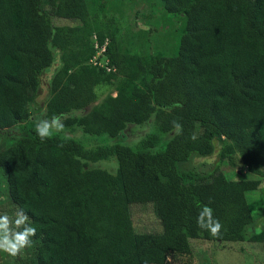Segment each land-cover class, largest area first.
I'll return each mask as SVG.
<instances>
[{"label":"trees","instance_id":"obj_1","mask_svg":"<svg viewBox=\"0 0 264 264\" xmlns=\"http://www.w3.org/2000/svg\"><path fill=\"white\" fill-rule=\"evenodd\" d=\"M159 1L186 16L175 57L133 52L113 23L97 31L86 0H0V130L21 133L0 166L37 229L31 264H191L177 257L192 240L264 246L247 199L261 181L194 165L217 154L236 168L239 154H264V0ZM95 33L109 37L116 72L89 65ZM54 63L40 119L60 116L65 127L42 142L34 105ZM141 126L149 131L135 146L120 143ZM100 136L109 143H94ZM114 158L116 172L97 166ZM136 204L152 205L161 231H135ZM205 205L224 225L217 238L196 224Z\"/></svg>","mask_w":264,"mask_h":264},{"label":"rangeland","instance_id":"obj_2","mask_svg":"<svg viewBox=\"0 0 264 264\" xmlns=\"http://www.w3.org/2000/svg\"><path fill=\"white\" fill-rule=\"evenodd\" d=\"M89 12L92 17L97 18L94 28L97 31L102 29L105 23H113L109 29L116 28L126 44L130 42L131 50L135 53H142L149 48L154 52L162 53L166 57H175L178 54V47L181 37L186 31L187 20L184 14L168 13L159 0H86ZM57 25L71 24L77 22L55 20ZM97 34V33H95ZM94 34V36H95ZM137 36V37H136ZM133 37H136L133 39ZM94 38V37H93ZM92 38V39H93ZM109 38V37H108ZM127 40V42H126ZM135 44L132 43V41ZM94 41V40H93ZM127 46V45H126ZM54 63L42 80V93L38 96L34 105L33 115L36 120L43 117L45 100L49 93L48 82L55 73ZM109 93L107 88L99 90L100 100H103ZM116 96V93H113ZM143 135L131 139L123 138L120 143L135 146L144 137L149 128L139 127ZM21 133L18 129H11L9 132L0 130V150L14 144ZM137 134H141L138 132ZM81 133L77 134L80 137ZM110 139L107 136L98 137L94 143L106 144ZM161 149V148H159ZM238 166L231 167L226 160H220L218 155L211 158H199L194 165L198 171L206 172L211 166L218 168L225 173L229 180H260L261 186L255 191L247 193V199L253 215L263 222L264 220V175L261 176L252 172L248 164L253 163L256 168L264 173V154L251 151L238 155ZM100 168L110 172H116L117 160L99 163ZM18 207L12 202L7 186V171L0 166V214L7 213L14 216ZM134 229L139 233H156L161 231V223L155 216L152 205H132L130 207ZM261 228V227H260ZM192 253L186 256L177 257L180 263L191 264H264V246L251 242H208L205 240H192ZM35 255V249H26L20 257H10L0 252V264H31ZM170 261L175 258L170 256Z\"/></svg>","mask_w":264,"mask_h":264},{"label":"clouds","instance_id":"obj_3","mask_svg":"<svg viewBox=\"0 0 264 264\" xmlns=\"http://www.w3.org/2000/svg\"><path fill=\"white\" fill-rule=\"evenodd\" d=\"M172 123L176 133L180 134L182 125L177 121ZM64 127L61 117L53 116L51 119L38 120L35 132L43 142L51 138L53 131H63ZM196 224L214 238L222 235L224 225L214 216L213 209L208 205L203 206L198 213ZM36 236L37 229L22 208H18L14 216L0 214V252L13 258L20 257L26 249L33 246V238Z\"/></svg>","mask_w":264,"mask_h":264},{"label":"built area","instance_id":"obj_4","mask_svg":"<svg viewBox=\"0 0 264 264\" xmlns=\"http://www.w3.org/2000/svg\"><path fill=\"white\" fill-rule=\"evenodd\" d=\"M110 43V40L106 38L104 42H100L97 35L94 36V44L96 53L94 57L90 60L89 65L106 69L108 72H116L115 67L109 65V58L107 55V48Z\"/></svg>","mask_w":264,"mask_h":264}]
</instances>
